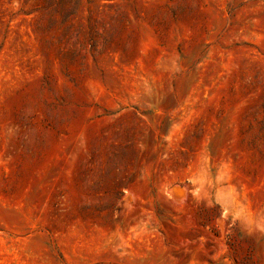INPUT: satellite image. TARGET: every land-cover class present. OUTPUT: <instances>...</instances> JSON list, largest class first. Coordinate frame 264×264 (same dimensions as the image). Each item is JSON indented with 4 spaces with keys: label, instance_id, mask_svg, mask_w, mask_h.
<instances>
[{
    "label": "rangeland",
    "instance_id": "rangeland-1",
    "mask_svg": "<svg viewBox=\"0 0 264 264\" xmlns=\"http://www.w3.org/2000/svg\"><path fill=\"white\" fill-rule=\"evenodd\" d=\"M0 264H264V0H0Z\"/></svg>",
    "mask_w": 264,
    "mask_h": 264
}]
</instances>
